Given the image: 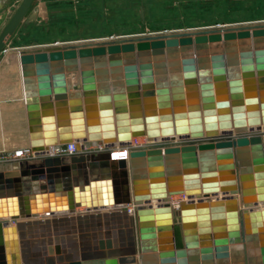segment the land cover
I'll use <instances>...</instances> for the list:
<instances>
[{"label":"water","instance_id":"water-1","mask_svg":"<svg viewBox=\"0 0 264 264\" xmlns=\"http://www.w3.org/2000/svg\"><path fill=\"white\" fill-rule=\"evenodd\" d=\"M34 2L20 1L0 33V53ZM20 62L33 150L73 139L180 142L131 152L132 178L144 179L133 182V197L128 161H112L110 152L23 159L19 174L0 171V264H40L43 257L56 264L55 256L59 264H264V207L253 208L264 203V132L255 131L264 127V24L23 49ZM100 158L117 162L123 177H89L87 166ZM76 167L85 168L86 183L68 203L54 202L47 183L53 191L55 178L68 180ZM39 179L42 189L33 190ZM178 194L187 198L176 207L171 196ZM76 207L123 212L130 248L107 251L102 242L95 257L66 259L60 246L45 244L33 257L32 226L61 213L74 218ZM177 211L181 248L173 236ZM162 228L172 235L165 241Z\"/></svg>","mask_w":264,"mask_h":264},{"label":"crops","instance_id":"crops-1","mask_svg":"<svg viewBox=\"0 0 264 264\" xmlns=\"http://www.w3.org/2000/svg\"><path fill=\"white\" fill-rule=\"evenodd\" d=\"M70 1L67 2L69 3ZM19 3L20 0H0V33L9 22ZM39 5H37V9L34 6L31 8L17 32L8 39L5 46L6 49L0 53V152H13L30 146V130L24 95L20 51L36 48L41 46V44L37 41L21 42L20 33L21 30L28 27L29 15L31 12L37 13ZM46 5H48V2H46ZM20 161L9 164L0 162V171L7 172L5 170L14 169L16 167L13 164L19 166ZM138 162L141 163L140 160ZM179 162H181L180 155ZM109 163L107 164L103 158L91 162L92 165L90 167L87 166L89 177H91L92 173L97 177L109 175L112 179L115 175L117 178L123 177L120 174L121 168L119 164L117 162ZM127 163L130 192L133 197V182L142 185L144 184V179L133 180L130 160ZM84 169V167H76V173L73 174L72 170L68 180H64L63 177L59 179L55 178L53 191L47 183L48 194L52 196L54 202L68 203L70 200H73V188L86 183L85 174L82 172ZM222 173L225 179L229 177L227 170H223ZM17 174H19V170ZM180 176L178 180L179 187L182 185ZM215 178L209 177L207 179L214 180ZM32 183L33 190L37 188L36 184L42 189L43 180H32ZM251 191L254 192L255 187H252ZM250 196H254V194ZM171 197L172 199L179 200L182 196L178 194ZM210 198L215 199L216 197L211 196ZM128 206L133 207L132 204ZM263 207L264 203H262L261 207L255 205L253 208L260 209ZM106 210L108 211L90 210L87 212L85 207H76L77 213L74 215V218L70 217V214L61 213L56 217L51 216L48 224H34L32 226L30 243L32 256L35 257L36 254L41 255L45 244L47 246L53 245L54 247L56 245L60 246L62 254L66 259L77 256L80 259L83 257H95L102 250V242L104 249L107 251L127 250L130 248L132 242V232L128 217L123 212L106 214V212H112L113 208H107ZM249 223L251 224V220ZM173 232L177 247H183L184 227L179 211L176 212ZM229 233V230L225 231L226 236H229ZM159 234L161 241H165L172 236L166 228H162ZM44 239L47 240L46 243ZM108 240L111 241L110 248L107 245ZM262 246L263 242L259 237L251 250L260 253ZM245 251L248 252L250 249H245ZM55 257L56 264H59L58 256ZM39 263L46 264L45 257L41 258Z\"/></svg>","mask_w":264,"mask_h":264},{"label":"rangeland","instance_id":"rangeland-1","mask_svg":"<svg viewBox=\"0 0 264 264\" xmlns=\"http://www.w3.org/2000/svg\"><path fill=\"white\" fill-rule=\"evenodd\" d=\"M53 1H60V4L46 5V2ZM67 1L69 0H35L33 3L32 7L37 9L38 4L40 7L37 13H30L28 22L43 26L46 38H43L41 33L40 44L86 38L121 39L123 36H151L168 31L194 32L210 29L209 26H217L220 23L257 25L261 24L259 21L264 20V15L259 14L263 5L257 3V0H251L252 9L246 8L232 21L225 20L229 12L232 9L239 10L247 0ZM224 6H231L232 9L223 10ZM219 9L220 14L214 16ZM211 13H214V17Z\"/></svg>","mask_w":264,"mask_h":264},{"label":"built area","instance_id":"built-area-1","mask_svg":"<svg viewBox=\"0 0 264 264\" xmlns=\"http://www.w3.org/2000/svg\"><path fill=\"white\" fill-rule=\"evenodd\" d=\"M261 24H264V20L259 21ZM247 25H229L226 23H220L217 26H209L207 30L200 31H210V30H225L228 28H235ZM189 32V31H188ZM193 32V31H190ZM199 32V31H194ZM174 32H166L161 34H171ZM178 33V32H177ZM180 33V32H179ZM158 34V35H161ZM136 37V36H135ZM134 38V36H123L121 39H109V38H86V39H78L74 41H56L48 44H41L38 47H46V46H82V45H94L107 41H115L122 39H130ZM36 47V48H38ZM4 48L3 50H5ZM255 131L264 132V127H261L260 130L255 129ZM180 139L177 137L175 139L171 137H158L154 139H149L147 136H135L129 140H124L121 142H106L103 140H89V139H73L69 142L65 143H57L54 145H50L47 149L41 150H33L30 146L15 150L13 152L2 151L0 152V162L2 163H14L23 159H32V158H40V157H54V156H71L75 154H97L102 152H110L112 160H130L131 152L137 150H149L152 148L158 147H167L178 145ZM81 144V149H77V144ZM182 197L179 200L172 199L173 206L179 207V201L187 198L185 195L180 194ZM177 205H176V202ZM132 208V207H131Z\"/></svg>","mask_w":264,"mask_h":264},{"label":"trees","instance_id":"trees-1","mask_svg":"<svg viewBox=\"0 0 264 264\" xmlns=\"http://www.w3.org/2000/svg\"><path fill=\"white\" fill-rule=\"evenodd\" d=\"M256 2V1H255ZM257 3H259L260 5L262 4L263 5V8L260 9V15L263 14L264 15V0H257ZM252 1L251 0H247L245 2L242 3V6L239 8V10H234L231 8V6H224L223 7V10H229V9H232V11H230L229 15L227 18H225V20H236V15L238 13H241V11H244L246 8L250 7L252 9ZM222 10V9H221ZM220 9L218 10V12L216 11V13H211L212 16L214 14L217 15V14H220ZM213 12H214V9H213ZM253 13V12H252ZM258 14V11L257 13ZM213 16V17H214ZM206 20H210L209 18H205ZM42 33V34H41ZM20 39H21V42H33V41H37L39 42L40 41V34L41 36L43 35V38H46L43 34V26H40V25H36V24H29L27 28H24L23 30H21V33H20ZM35 37V38H34ZM34 38V39H33ZM44 40V39H43Z\"/></svg>","mask_w":264,"mask_h":264},{"label":"bare ground","instance_id":"bare-ground-1","mask_svg":"<svg viewBox=\"0 0 264 264\" xmlns=\"http://www.w3.org/2000/svg\"><path fill=\"white\" fill-rule=\"evenodd\" d=\"M159 137H162V136H159ZM15 163H16V162H15ZM13 165H14L16 168H14V169H8V170H5V171H10V172H13V173H17V171L19 170L18 165H17V164H13ZM220 195H221V194H220ZM217 196H219V195H217ZM195 198H196V197H194L193 200H194ZM214 198H215V197H214ZM174 200H176V199H174ZM175 202H176V201H175ZM156 203H157V201H155V200L152 202L153 205H155ZM176 205H177V202H176ZM257 206H258V207H261V206H262V203H258ZM78 213H79V212H78Z\"/></svg>","mask_w":264,"mask_h":264}]
</instances>
